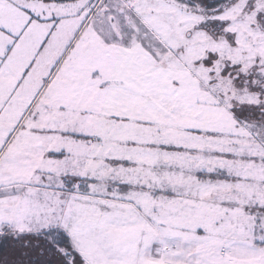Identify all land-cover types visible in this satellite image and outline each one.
I'll return each mask as SVG.
<instances>
[{
  "label": "snow or ice",
  "instance_id": "6c2138e0",
  "mask_svg": "<svg viewBox=\"0 0 264 264\" xmlns=\"http://www.w3.org/2000/svg\"><path fill=\"white\" fill-rule=\"evenodd\" d=\"M0 264H264V0H0Z\"/></svg>",
  "mask_w": 264,
  "mask_h": 264
}]
</instances>
